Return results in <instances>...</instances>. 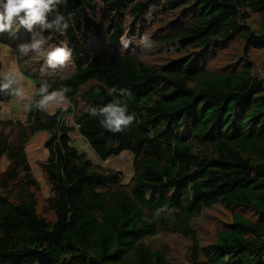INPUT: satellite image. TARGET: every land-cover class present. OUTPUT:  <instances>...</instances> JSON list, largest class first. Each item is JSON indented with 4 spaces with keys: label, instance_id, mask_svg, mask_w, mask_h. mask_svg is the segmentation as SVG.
Masks as SVG:
<instances>
[{
    "label": "trees",
    "instance_id": "trees-1",
    "mask_svg": "<svg viewBox=\"0 0 264 264\" xmlns=\"http://www.w3.org/2000/svg\"><path fill=\"white\" fill-rule=\"evenodd\" d=\"M59 11L67 31L44 36L46 49L71 50L63 66L21 55L24 27L0 33L34 87L24 120L0 115V264H264V0H67ZM139 34L151 59L134 50ZM45 82L70 88L66 107L29 106ZM116 97L135 119L113 133L89 110ZM13 98L0 92V114ZM75 131L101 160L129 151V181L79 150ZM40 132L47 197L25 150ZM160 235L185 241L182 261L151 242Z\"/></svg>",
    "mask_w": 264,
    "mask_h": 264
},
{
    "label": "clouds",
    "instance_id": "clouds-1",
    "mask_svg": "<svg viewBox=\"0 0 264 264\" xmlns=\"http://www.w3.org/2000/svg\"><path fill=\"white\" fill-rule=\"evenodd\" d=\"M66 3L67 0H0V33L24 27L32 34L31 39L29 42L20 43L17 46V51L23 56L32 53L43 57L49 68L63 66L71 58V50L67 46L46 49L45 45L48 41L44 33L63 34L67 31L68 19L59 11L60 6ZM13 25L16 26L15 29H13ZM141 44L150 47L149 38L142 37ZM50 87L47 82L42 83L33 94L36 98L29 106L41 111L60 107L70 88L63 87L50 91ZM0 92L8 93L22 100L28 98V94L21 86L19 74L15 72H7L0 76ZM117 92L120 97L127 94L124 89L118 90L113 87L109 90V95ZM89 115L99 118L101 127L113 133L123 131L135 119L134 114L129 112L127 104L122 102L119 97L99 109L91 108Z\"/></svg>",
    "mask_w": 264,
    "mask_h": 264
},
{
    "label": "rangeland",
    "instance_id": "rangeland-1",
    "mask_svg": "<svg viewBox=\"0 0 264 264\" xmlns=\"http://www.w3.org/2000/svg\"><path fill=\"white\" fill-rule=\"evenodd\" d=\"M140 28H136L135 32H138ZM146 36H148L146 34ZM144 35L139 34L138 38H134L131 35V39L134 50L140 51V55L142 58L146 57L152 58L156 51L152 47H145L141 44V39ZM232 50V49H231ZM230 52H227L225 55H222L217 62L215 61L216 66L221 67L228 63L230 56ZM144 56V57H143ZM255 60L259 64L258 73L264 78V53L257 52L254 54ZM145 59V58H144ZM0 60L3 66V74L7 72H15L19 74L21 86L24 88L25 92L28 94V98L19 99L17 97L5 102L1 107V117L2 118H14L24 120L27 108V102L30 99L34 87L33 85L25 79V77L19 72L15 60V53L13 49L7 45L0 44ZM214 64V65H215ZM67 103L64 101L60 107H66ZM56 108L50 109V112H53ZM68 124L72 122V118L68 116L66 118ZM72 143L81 151H85L89 158L92 159L93 162H97L103 166H110L115 169L122 171L123 173V183H127L132 175V154L129 151H124L117 156L109 157L106 160H101L96 156L94 151L89 147L88 143L75 131L71 134ZM47 140V135L44 132L36 133L34 137L26 144L25 150L26 155L31 165L32 172L34 176L40 181L41 184V195L47 197L49 195V190L45 185L44 181L41 178L39 164L44 161L48 157V151L45 149L44 144ZM5 160L3 159L1 162V168L3 167ZM216 211H213L212 214L209 215L213 222L217 221ZM214 224H212L213 226ZM207 229L210 230L211 224L207 225ZM212 228V227H211ZM210 233L207 235H201L202 241H207ZM155 244H171L173 247L174 253L171 255L172 259L176 262L182 261V255L184 253V240L179 237H170L168 235H160L153 241Z\"/></svg>",
    "mask_w": 264,
    "mask_h": 264
}]
</instances>
